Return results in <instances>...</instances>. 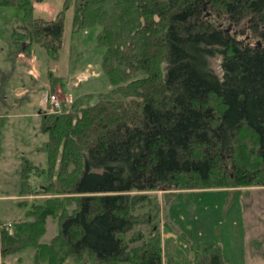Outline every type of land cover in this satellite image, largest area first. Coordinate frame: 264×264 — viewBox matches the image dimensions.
Instances as JSON below:
<instances>
[{"label": "trees", "instance_id": "trees-1", "mask_svg": "<svg viewBox=\"0 0 264 264\" xmlns=\"http://www.w3.org/2000/svg\"><path fill=\"white\" fill-rule=\"evenodd\" d=\"M76 2V28L101 25L113 87L92 104L77 98L68 111L40 113L48 175L34 188L40 168L22 161L19 196L41 200L20 201L23 219L0 227V264L28 248L32 264H170L161 196L264 186V0ZM0 4L22 8L28 45L57 58L63 11L51 21L31 16V0ZM49 217L58 233L41 242ZM191 251L190 264H228L217 243Z\"/></svg>", "mask_w": 264, "mask_h": 264}, {"label": "rangeland", "instance_id": "rangeland-1", "mask_svg": "<svg viewBox=\"0 0 264 264\" xmlns=\"http://www.w3.org/2000/svg\"><path fill=\"white\" fill-rule=\"evenodd\" d=\"M64 1L31 0L34 18L52 21L63 11L57 58L36 41L28 45L29 19L22 8L0 4V196H6L0 198V223L23 219L28 207L19 204L22 198L27 205L41 200L35 194L19 198L20 170L26 160L40 168L39 175L29 178L33 186L46 181L48 158L42 146L48 134L41 130L40 113L44 111L40 105L52 78L59 77L50 93L60 103L59 112L53 113L64 111L62 103L68 111L77 98L92 104L113 87L101 67L106 51L98 43L101 25L76 28L72 19L77 2L72 0L63 8ZM111 5L106 6L110 9ZM220 60V56L211 59L217 74L221 73ZM158 194L163 195L162 191ZM160 198L162 258L170 264H190L191 244L196 243L219 244L228 264H264V186L190 189ZM45 227L41 242H49L59 229L51 217ZM253 239L261 240L262 246L255 249ZM33 251H22L18 263L15 256H9L7 263L32 264ZM65 262L76 264L71 258Z\"/></svg>", "mask_w": 264, "mask_h": 264}, {"label": "built area", "instance_id": "built-area-1", "mask_svg": "<svg viewBox=\"0 0 264 264\" xmlns=\"http://www.w3.org/2000/svg\"><path fill=\"white\" fill-rule=\"evenodd\" d=\"M43 111L46 113H53V112H59V107H60V103H59V98L56 97V94L50 93V92H46L44 97H43ZM8 227L11 228L12 223L11 222H4V223H0V227Z\"/></svg>", "mask_w": 264, "mask_h": 264}, {"label": "crops", "instance_id": "crops-1", "mask_svg": "<svg viewBox=\"0 0 264 264\" xmlns=\"http://www.w3.org/2000/svg\"><path fill=\"white\" fill-rule=\"evenodd\" d=\"M50 91V88L48 89V92ZM44 103H43V101L41 102V108L43 107L42 105H43ZM16 197L15 195H11L10 197ZM19 196V195H18ZM2 197H6V196H0V198H2ZM19 198L21 199L22 198V196H19ZM20 199H18V200H20ZM22 200H23V198H22ZM20 220H22V219H20ZM20 220H18V221H20ZM6 222H15L14 220H11V219H9V220H7ZM4 223V222H3ZM204 243V242H203ZM208 243V242H207ZM7 257H9V256H7ZM7 257H5L4 259H3V263L4 264H9V263H7L8 261H7ZM263 257H264V255H263ZM14 259H17L18 261H17V263L18 262H20V260H21V258L20 259H18V257L17 256H15L14 257ZM224 259H226V260H228V258H226V257H224ZM66 263V262H65ZM14 264H16V263H14Z\"/></svg>", "mask_w": 264, "mask_h": 264}]
</instances>
